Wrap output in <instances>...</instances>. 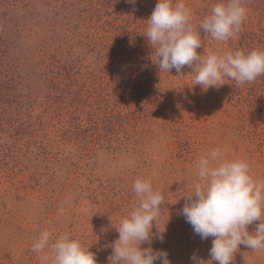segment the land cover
Here are the masks:
<instances>
[{
	"label": "rangeland",
	"instance_id": "1",
	"mask_svg": "<svg viewBox=\"0 0 264 264\" xmlns=\"http://www.w3.org/2000/svg\"><path fill=\"white\" fill-rule=\"evenodd\" d=\"M252 1L242 0V6ZM183 2L193 31L199 32L202 58L247 52L241 33L221 42L199 28L213 6L209 0ZM156 3L83 0L80 11L88 4L102 12L93 29L81 27L77 17L49 26L45 8L34 14L20 0L0 6V264H51V245L64 234L89 247L97 264H109L110 244L118 238L115 227L139 203L132 187L136 179L150 180L165 197L151 247L166 250L171 264H191L194 252L208 260L212 238L201 240L179 214L194 192L199 159L220 149L222 159L246 161L249 174L264 184V76L254 81V89L225 77V84L204 90L194 85L195 73L187 65L179 74L160 70L155 48L144 36ZM246 10L247 29L264 36V15ZM116 18L132 20L138 28L137 39L124 49L128 66L134 65L133 78L126 74L116 84L109 81L124 97L121 105L115 98L110 103L112 112H121L112 124L100 109L98 128L88 121L81 126L51 100L56 93L44 67L60 61L80 71V81L101 70L99 44L114 42L116 32L108 24ZM110 61L98 74L105 82L113 75ZM43 231L51 235L48 246L34 252ZM159 235L162 242L155 238ZM233 264H264V250L240 245Z\"/></svg>",
	"mask_w": 264,
	"mask_h": 264
},
{
	"label": "clouds",
	"instance_id": "2",
	"mask_svg": "<svg viewBox=\"0 0 264 264\" xmlns=\"http://www.w3.org/2000/svg\"><path fill=\"white\" fill-rule=\"evenodd\" d=\"M246 14L242 0H219L199 28L213 39L224 42L241 31ZM190 18L191 11L183 0L175 4L173 0H157L144 36L151 48H155L160 70L169 73L175 69L179 74L187 65L195 73L194 85L204 90L225 84V77L239 86L264 76V51L237 50L202 58L197 52L201 46L200 35L198 30L193 31ZM221 157V150L214 149L199 159L194 192L187 196L188 202L179 210L201 240L212 238L210 259L205 260L194 252L190 256L191 264H233L240 245L264 250V222H261L264 184L249 174L246 161ZM132 187L139 203L115 227L118 238L110 244L109 264H171L166 250L151 247L152 228L162 213L164 194L154 191L148 179H136ZM257 221L255 231L249 232L248 226ZM50 238L48 231L41 232L32 251L42 253ZM155 238L163 241L162 235ZM144 243L149 246L141 247ZM51 250V264H97L89 247L68 234L58 237Z\"/></svg>",
	"mask_w": 264,
	"mask_h": 264
},
{
	"label": "trees",
	"instance_id": "3",
	"mask_svg": "<svg viewBox=\"0 0 264 264\" xmlns=\"http://www.w3.org/2000/svg\"><path fill=\"white\" fill-rule=\"evenodd\" d=\"M6 1L7 0H0V6L6 3ZM20 1L24 2L25 8H30L34 14H38V11L41 7L45 8V14H47V16L51 15L46 20V22L51 20L49 22V26H53L58 19H61L65 22L67 21V24H69L75 21L74 19L77 17L79 22H82L81 27L87 25V29H93L94 26L92 25V22L95 19L100 20L102 13L88 4L84 10L80 11L78 8V3L82 2L83 0H76L75 2H73L74 0ZM209 1L212 5L219 2V0ZM114 2L115 1H113V3ZM246 8L250 9L257 15L263 16L264 0H253L251 3H248ZM111 22L112 23H109L108 25H110V29H112L113 32H116L114 36V42L107 44L108 42L101 40L99 44L101 47L99 50L100 52L97 53V60L100 64H104L101 70L94 73H86L83 75V78L85 79L80 81L78 79V76H80V71L72 72L73 69H75L74 67L68 70V68L62 65L60 61H54L53 64H49L44 67L43 75L46 76L50 83H52L56 93V95L51 97V100L54 102L58 100L60 105L57 107V109L65 114H70L72 119L77 121L79 124L83 123L82 125H84V122L88 121L98 128L101 122H98L99 120L96 116V111H100V109L105 114L103 118H107V124H112V117L116 116L115 114L119 116L121 112H112L110 110V103L112 102V99L115 98L117 101H114L117 102L118 105H121L124 97L121 98L123 96V92L120 91V86L117 88L118 91H113L111 90V85L109 83L112 81H114V84L118 83V78L122 79L126 74L130 76L131 79L133 78L132 72L134 65L131 67L128 66L129 63H127L125 60L124 49L127 46L133 45V42L135 39H137V34L135 31H137L138 28L133 27V21L128 19L127 21H120L116 18L112 19ZM77 27L78 26L75 25L73 28ZM239 33L242 34V44L244 43V46L247 50L245 53L251 52L252 50H258L257 47L259 45H261L260 47L262 49L264 48V42H262L263 40L261 41L264 36L258 37L255 33H253V31L248 30L245 21H243L241 31ZM89 45H95L94 40L90 39ZM109 60H111L110 63L113 65V75L112 78L108 80V82H105L103 79H100L98 74L104 73L102 71L107 69ZM88 68V66L85 67V69ZM254 81L250 83H244V85L254 89L257 86V83ZM255 94H257V92H255ZM148 95L149 94H145L144 97H149ZM258 97L259 96L257 95L255 96L256 99H259ZM137 98L140 99L142 97L137 96ZM120 109L123 110V108Z\"/></svg>",
	"mask_w": 264,
	"mask_h": 264
}]
</instances>
